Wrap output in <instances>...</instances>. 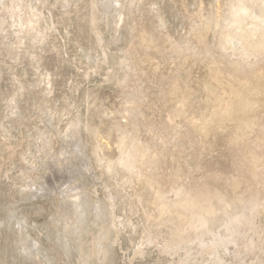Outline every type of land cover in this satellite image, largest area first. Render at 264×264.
Here are the masks:
<instances>
[{"label":"rangeland","instance_id":"374dc122","mask_svg":"<svg viewBox=\"0 0 264 264\" xmlns=\"http://www.w3.org/2000/svg\"><path fill=\"white\" fill-rule=\"evenodd\" d=\"M262 16L0 0V264H264Z\"/></svg>","mask_w":264,"mask_h":264},{"label":"bare ground","instance_id":"6f19581e","mask_svg":"<svg viewBox=\"0 0 264 264\" xmlns=\"http://www.w3.org/2000/svg\"><path fill=\"white\" fill-rule=\"evenodd\" d=\"M232 15H233L232 21L235 22V23H240V18L238 17L236 11H234ZM262 17H264V16H262ZM228 38L231 41H233L234 43L237 41L236 38L233 37L232 35H229ZM220 80L221 79L217 75L216 76V81H214L213 82V85H212L211 95H212V97H214V99H215V101H216V103H217L218 106H220V107H226L227 106V103L225 102V100L222 97V93H221L222 83L220 82ZM231 108H232V106H231ZM190 201H192V202H190L191 203V206L198 205V203H199V202H197L196 199H191ZM198 207L200 208L201 213L197 216L196 220L193 221V223H192L193 226H195L196 224H200V225L205 224L206 223L205 217L207 215L213 213L214 212V209H215L214 206L210 202H207V203H204V204L203 203H200L198 205ZM239 220H240L239 217H235L233 219V221H235V222H238Z\"/></svg>","mask_w":264,"mask_h":264}]
</instances>
